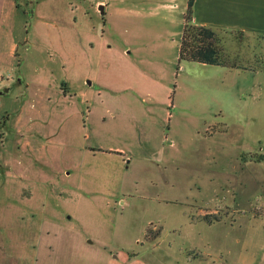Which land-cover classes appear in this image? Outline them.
Listing matches in <instances>:
<instances>
[{"label":"rangeland","instance_id":"obj_1","mask_svg":"<svg viewBox=\"0 0 264 264\" xmlns=\"http://www.w3.org/2000/svg\"><path fill=\"white\" fill-rule=\"evenodd\" d=\"M188 5L2 0L0 264L79 233L154 264H264V0L220 33L239 67L180 59ZM205 8L231 0H193L196 24Z\"/></svg>","mask_w":264,"mask_h":264},{"label":"crops","instance_id":"obj_2","mask_svg":"<svg viewBox=\"0 0 264 264\" xmlns=\"http://www.w3.org/2000/svg\"><path fill=\"white\" fill-rule=\"evenodd\" d=\"M194 1L197 3V0ZM248 1L253 2L255 0H248ZM244 4H245V0H231V8L230 11H228L227 17H225L224 14H221L220 17L215 21L212 20L209 21L206 18H204V16H206L208 12L206 8L201 9L200 14L196 15L195 17L196 20H199L200 23L211 24L214 27H219L220 32L229 33L231 31L234 32L244 31L245 33V31L248 30V28L241 19L242 15L244 14L243 12ZM231 13L233 14V16L237 17V19H231L230 17L232 16ZM2 18H3V6H2V0H0V30L2 26ZM170 145L172 146L173 142H170ZM144 150L147 151L148 149L144 148ZM129 155H143V154H129ZM144 155H157V154L151 151V154L149 153ZM158 155H167L165 149L163 148V153H160ZM160 160L161 161L158 160L159 163L165 162L163 157ZM79 234L75 235L78 236V238H76V243H74L76 249H72V248L62 249L61 252L59 253H57L56 249H52L53 248L52 241L49 240L48 244H46V246H48V251H46L44 255L42 256L40 255V257H37L36 263L37 264H154V263H150L149 261L142 259L138 260L133 256H130V254H128V251L131 250L122 251V253L118 255V254H114L113 250L108 252L107 245H105L104 248L92 249L93 240L84 238L83 235L81 234L79 235ZM72 236L73 235H70L69 238L70 241H72ZM104 243H106V241Z\"/></svg>","mask_w":264,"mask_h":264},{"label":"trees","instance_id":"obj_3","mask_svg":"<svg viewBox=\"0 0 264 264\" xmlns=\"http://www.w3.org/2000/svg\"><path fill=\"white\" fill-rule=\"evenodd\" d=\"M188 8L180 48V59L203 64L239 67V64L226 54L221 32L207 25L196 24L193 21V0H189ZM229 33L245 34L244 31H231Z\"/></svg>","mask_w":264,"mask_h":264},{"label":"water","instance_id":"obj_4","mask_svg":"<svg viewBox=\"0 0 264 264\" xmlns=\"http://www.w3.org/2000/svg\"><path fill=\"white\" fill-rule=\"evenodd\" d=\"M101 9H102V11H103V6H101Z\"/></svg>","mask_w":264,"mask_h":264}]
</instances>
